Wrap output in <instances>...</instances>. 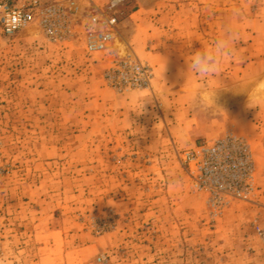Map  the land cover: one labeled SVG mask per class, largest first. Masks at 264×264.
<instances>
[{
	"label": "rangeland",
	"instance_id": "1",
	"mask_svg": "<svg viewBox=\"0 0 264 264\" xmlns=\"http://www.w3.org/2000/svg\"><path fill=\"white\" fill-rule=\"evenodd\" d=\"M36 10V34L0 33V264L264 258V98L246 95L264 80V0ZM209 50L219 70L199 75ZM207 91L245 95L222 108ZM216 146L226 186L198 189L191 157Z\"/></svg>",
	"mask_w": 264,
	"mask_h": 264
},
{
	"label": "built area",
	"instance_id": "2",
	"mask_svg": "<svg viewBox=\"0 0 264 264\" xmlns=\"http://www.w3.org/2000/svg\"><path fill=\"white\" fill-rule=\"evenodd\" d=\"M52 1L55 0H17V2L0 0V33L7 37L16 36L35 22L36 9ZM97 20V18H94L93 23H97ZM115 23V19L110 20L108 22L109 28L112 29ZM111 39V30L102 33H90L89 51L101 52L106 50ZM221 151V146H216L211 149H202V155H192L191 161L197 164L195 170H192V174L195 175L197 173L195 179L198 189L213 188L211 185H215V188H225L226 183H222L221 179L226 173L227 168H223V156L221 155ZM199 155L201 158H199Z\"/></svg>",
	"mask_w": 264,
	"mask_h": 264
},
{
	"label": "clouds",
	"instance_id": "3",
	"mask_svg": "<svg viewBox=\"0 0 264 264\" xmlns=\"http://www.w3.org/2000/svg\"><path fill=\"white\" fill-rule=\"evenodd\" d=\"M191 66L199 75H206L209 72H216L219 70V59L215 50H209L207 53H196L192 60ZM202 98L207 97V104L209 106H220L218 93L214 91H207L201 93Z\"/></svg>",
	"mask_w": 264,
	"mask_h": 264
},
{
	"label": "bare ground",
	"instance_id": "4",
	"mask_svg": "<svg viewBox=\"0 0 264 264\" xmlns=\"http://www.w3.org/2000/svg\"><path fill=\"white\" fill-rule=\"evenodd\" d=\"M27 31H29V33L31 34H36V30L31 27L28 28ZM115 48L117 49L118 55L120 57H124L127 54V47L125 45V43L116 40L115 41ZM245 95V91H241V92H234L232 94H220L219 96V105L218 107H224L226 103L228 102H232L234 101L235 103H237L240 99L241 96ZM246 95H250L251 97L247 98H264V80L259 81V83L251 90V92L249 94ZM207 101V100H206ZM205 101V102H206ZM207 103V102H206Z\"/></svg>",
	"mask_w": 264,
	"mask_h": 264
},
{
	"label": "crops",
	"instance_id": "5",
	"mask_svg": "<svg viewBox=\"0 0 264 264\" xmlns=\"http://www.w3.org/2000/svg\"><path fill=\"white\" fill-rule=\"evenodd\" d=\"M259 257L258 258L257 257H254V258L251 257L252 259L247 257V260H245L246 257H243L242 259L239 258V259L236 260L235 264H264V258H262L261 255Z\"/></svg>",
	"mask_w": 264,
	"mask_h": 264
}]
</instances>
